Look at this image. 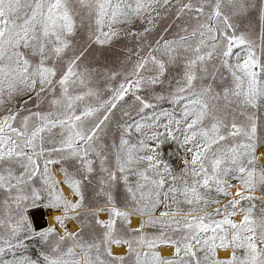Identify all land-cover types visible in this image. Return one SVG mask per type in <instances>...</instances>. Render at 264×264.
<instances>
[{
  "label": "snow or ice",
  "instance_id": "6c2138e0",
  "mask_svg": "<svg viewBox=\"0 0 264 264\" xmlns=\"http://www.w3.org/2000/svg\"><path fill=\"white\" fill-rule=\"evenodd\" d=\"M0 264H264V0H0Z\"/></svg>",
  "mask_w": 264,
  "mask_h": 264
},
{
  "label": "rangeland",
  "instance_id": "374dc122",
  "mask_svg": "<svg viewBox=\"0 0 264 264\" xmlns=\"http://www.w3.org/2000/svg\"><path fill=\"white\" fill-rule=\"evenodd\" d=\"M161 23H163V22H161ZM132 27H134V28H140V25H139V23L137 22V23L134 24ZM158 27H159V26H158ZM129 39H130V38H129ZM123 43H127L129 47H132V46L135 44V40H130V42H129V40H124ZM25 99H26V98H25ZM31 106H32V105L29 104V107H31ZM213 207H214V206H213ZM46 211H51V210H50V209H46ZM103 218H105V217H103ZM67 226H68L69 229H74V227H75L74 223H72V222H69Z\"/></svg>",
  "mask_w": 264,
  "mask_h": 264
},
{
  "label": "water",
  "instance_id": "95a60500",
  "mask_svg": "<svg viewBox=\"0 0 264 264\" xmlns=\"http://www.w3.org/2000/svg\"><path fill=\"white\" fill-rule=\"evenodd\" d=\"M48 213L49 211H46V209L41 208L35 212V217L37 220H40L41 222L45 220L48 222Z\"/></svg>",
  "mask_w": 264,
  "mask_h": 264
},
{
  "label": "bare ground",
  "instance_id": "6f19581e",
  "mask_svg": "<svg viewBox=\"0 0 264 264\" xmlns=\"http://www.w3.org/2000/svg\"><path fill=\"white\" fill-rule=\"evenodd\" d=\"M64 191H65V193L67 194L68 193V189H67V187L65 186L64 187ZM233 191H235V189H233ZM256 195H261V193L258 191L257 193H256ZM103 217H105V214H101V218H103ZM52 222V211H49V213H48V223H51Z\"/></svg>",
  "mask_w": 264,
  "mask_h": 264
}]
</instances>
